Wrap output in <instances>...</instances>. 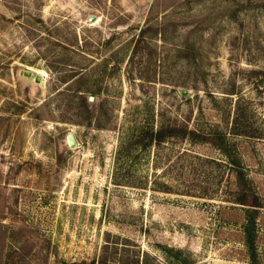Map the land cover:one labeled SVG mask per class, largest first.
<instances>
[{"label":"rangeland","instance_id":"1","mask_svg":"<svg viewBox=\"0 0 264 264\" xmlns=\"http://www.w3.org/2000/svg\"><path fill=\"white\" fill-rule=\"evenodd\" d=\"M241 170L264 204V0H0V264H264Z\"/></svg>","mask_w":264,"mask_h":264},{"label":"trees","instance_id":"2","mask_svg":"<svg viewBox=\"0 0 264 264\" xmlns=\"http://www.w3.org/2000/svg\"><path fill=\"white\" fill-rule=\"evenodd\" d=\"M234 124V127H237V120ZM149 145H156L159 146L162 143H164L168 139H183L190 142L195 143H204V144H219L220 150L224 152V145L227 144V141L224 138V134H217L215 135L218 143H214L216 141H213L215 136L212 138L204 135L203 133L197 131V130H189L187 126H177L175 124H164L160 123L158 129L156 131L151 130L149 133ZM241 136L245 137H251V135H248L247 133H242ZM238 183H239V190H238V198L235 200L237 204H240L244 207H247L248 210L254 212L259 211L260 209L264 208L263 201L261 197L254 192L255 188L253 187V184L248 176H246L242 170L241 173L239 171L238 173ZM251 218L254 219V216ZM248 242L250 244V250H254V245L252 239H248ZM94 264V263H93Z\"/></svg>","mask_w":264,"mask_h":264},{"label":"water","instance_id":"3","mask_svg":"<svg viewBox=\"0 0 264 264\" xmlns=\"http://www.w3.org/2000/svg\"><path fill=\"white\" fill-rule=\"evenodd\" d=\"M21 77H23L26 81L30 82L31 80L34 81L36 84H41L43 81V77L41 75H35L31 71H22L20 73ZM67 145L69 148L74 149L76 148V141L72 135L67 137Z\"/></svg>","mask_w":264,"mask_h":264}]
</instances>
